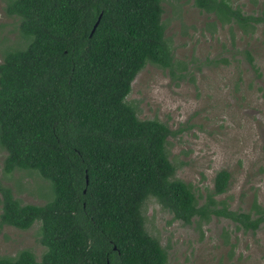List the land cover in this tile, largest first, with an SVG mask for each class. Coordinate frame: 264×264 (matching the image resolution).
Listing matches in <instances>:
<instances>
[{
	"label": "trees",
	"instance_id": "16d2710c",
	"mask_svg": "<svg viewBox=\"0 0 264 264\" xmlns=\"http://www.w3.org/2000/svg\"><path fill=\"white\" fill-rule=\"evenodd\" d=\"M162 1L6 0L23 44L4 49L0 59L2 170L36 171L50 195L20 202L0 184V225L35 222L44 247L39 258L21 248L0 255V264H167L164 246L144 227L147 197L183 223L214 215L236 230L264 224V205L255 198L246 208L216 198L227 188V169L214 171L203 194L176 177L165 150L174 130L138 117L125 99L144 64L171 70L174 63ZM192 3L212 16L209 25L246 35L264 26V7L244 12L230 0Z\"/></svg>",
	"mask_w": 264,
	"mask_h": 264
},
{
	"label": "rangeland",
	"instance_id": "374dc122",
	"mask_svg": "<svg viewBox=\"0 0 264 264\" xmlns=\"http://www.w3.org/2000/svg\"><path fill=\"white\" fill-rule=\"evenodd\" d=\"M244 12L264 0H230ZM0 0V59L6 48L21 46L18 17ZM164 34L173 53L171 70L150 63L135 74L125 97L140 118H157L171 129L165 150L174 175L204 193L214 171H229L226 190L217 195L228 207L246 208L252 198L264 205V26L251 35L237 27L209 25L212 16L192 0H163ZM252 56L250 66L242 49ZM0 184L20 202L40 203L48 183L36 171L2 170ZM144 227L166 250L167 264H264V224L254 232L234 229L229 219L211 215L189 223L172 218L155 198L142 206ZM27 248L39 258L38 224L21 229L0 225V255Z\"/></svg>",
	"mask_w": 264,
	"mask_h": 264
},
{
	"label": "water",
	"instance_id": "95a60500",
	"mask_svg": "<svg viewBox=\"0 0 264 264\" xmlns=\"http://www.w3.org/2000/svg\"><path fill=\"white\" fill-rule=\"evenodd\" d=\"M98 16H99V15H98ZM98 16H97L96 20L94 21V23H93V25H92V27H91L90 32L92 31V29L94 28L95 24L97 23V21H98ZM85 181H86V176H85Z\"/></svg>",
	"mask_w": 264,
	"mask_h": 264
}]
</instances>
